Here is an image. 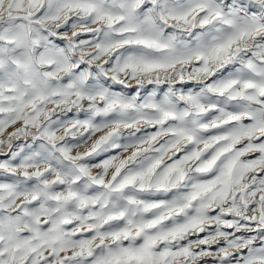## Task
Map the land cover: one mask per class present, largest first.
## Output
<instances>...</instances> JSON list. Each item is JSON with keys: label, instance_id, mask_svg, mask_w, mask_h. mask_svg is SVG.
<instances>
[{"label": "snow or ice", "instance_id": "obj_1", "mask_svg": "<svg viewBox=\"0 0 264 264\" xmlns=\"http://www.w3.org/2000/svg\"><path fill=\"white\" fill-rule=\"evenodd\" d=\"M0 264H264V0H0Z\"/></svg>", "mask_w": 264, "mask_h": 264}, {"label": "rangeland", "instance_id": "obj_2", "mask_svg": "<svg viewBox=\"0 0 264 264\" xmlns=\"http://www.w3.org/2000/svg\"><path fill=\"white\" fill-rule=\"evenodd\" d=\"M85 38H87V37H85Z\"/></svg>", "mask_w": 264, "mask_h": 264}]
</instances>
